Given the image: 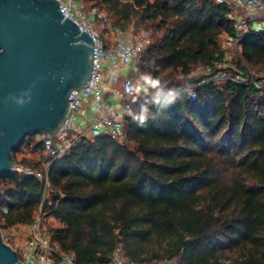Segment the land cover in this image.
Here are the masks:
<instances>
[{
	"label": "trees",
	"instance_id": "16d2710c",
	"mask_svg": "<svg viewBox=\"0 0 264 264\" xmlns=\"http://www.w3.org/2000/svg\"><path fill=\"white\" fill-rule=\"evenodd\" d=\"M93 2L115 27L154 39L143 63L161 81L221 61L222 39L235 35L228 7L213 0ZM241 58L264 70V32L247 35ZM170 91L175 99L137 102L134 115L147 107L149 119L140 126L129 118L126 143L84 141L52 164L63 197L45 204L42 225L58 223L50 243L76 264H111L118 249L129 263L264 264V91L208 85L196 100L184 85ZM24 148L46 154L27 138L17 164L41 170L51 161L19 160ZM0 190L1 230L33 225L42 184L12 172L0 177Z\"/></svg>",
	"mask_w": 264,
	"mask_h": 264
},
{
	"label": "built area",
	"instance_id": "2783aa9c",
	"mask_svg": "<svg viewBox=\"0 0 264 264\" xmlns=\"http://www.w3.org/2000/svg\"><path fill=\"white\" fill-rule=\"evenodd\" d=\"M57 1L64 17L77 24L80 32L88 33L95 42L91 46L93 69L89 87L72 92L68 121L60 128L59 134L36 137L37 141L43 143L51 161L41 170L20 164L13 169L14 172L36 178L43 186L40 213L30 226L26 242L22 247H12L18 252L22 264H76L73 254L52 247L49 237L42 232L45 204L52 206V196L63 197L52 186L50 168L84 141L106 136L120 144L126 143L128 120L134 115L138 101L165 96L174 85H184L190 100L197 99L198 88L208 85L233 83L264 91V77L248 68L241 58V43L247 35L250 32H264L260 27L264 25V0H213L228 7V19L234 26L235 35L225 37L221 45L223 59L208 66L194 67L189 74H179L173 79L161 81L162 93L142 79L145 75L155 78L143 63V55L153 44L150 36L145 32L136 33L134 26L127 29L115 27L107 14L93 6H86L85 0ZM193 78L198 79V84L189 85L188 81ZM126 88L131 91H126ZM137 88L141 90L137 92ZM111 264L166 263H129L122 249H118Z\"/></svg>",
	"mask_w": 264,
	"mask_h": 264
},
{
	"label": "water",
	"instance_id": "95a60500",
	"mask_svg": "<svg viewBox=\"0 0 264 264\" xmlns=\"http://www.w3.org/2000/svg\"><path fill=\"white\" fill-rule=\"evenodd\" d=\"M94 43L57 0H0V177L14 172L27 138L53 137L67 123L72 92L89 87ZM0 264H22L1 228Z\"/></svg>",
	"mask_w": 264,
	"mask_h": 264
},
{
	"label": "rangeland",
	"instance_id": "374dc122",
	"mask_svg": "<svg viewBox=\"0 0 264 264\" xmlns=\"http://www.w3.org/2000/svg\"><path fill=\"white\" fill-rule=\"evenodd\" d=\"M85 5L88 6V7L89 6H93L94 2H93V0H85ZM104 13L107 14L106 12H104ZM260 27H261V29H264V25H261ZM141 32H143V31H141ZM145 34L150 36L146 32H145ZM224 41H225V37L222 39L221 44H223ZM153 42H154V39H153ZM232 58H234V57H232ZM233 60L236 61V58H234ZM254 72H256V71H254ZM256 73L259 76H263L264 77V70L261 71V72H256ZM38 142H40V140H38ZM24 157L26 159H28V161H31L32 163H36L39 160L44 161V162L47 160V155L46 154L33 153L32 151H30V149H27V148L23 149V152H22V154H20L18 156V159L22 160ZM41 227H42V232L48 236V233H49L48 231L51 228L58 227V223L53 221L52 219H48L47 223L44 222V224ZM2 232H3L4 238H5V242L10 243V244L14 242V241L12 242V239L18 238L20 240L22 238V235H23V229H19V230L15 231V232H13L12 229L11 230H4ZM12 234H15L14 238L12 237ZM174 263L175 262H166V264H174Z\"/></svg>",
	"mask_w": 264,
	"mask_h": 264
},
{
	"label": "clouds",
	"instance_id": "9594fccd",
	"mask_svg": "<svg viewBox=\"0 0 264 264\" xmlns=\"http://www.w3.org/2000/svg\"><path fill=\"white\" fill-rule=\"evenodd\" d=\"M142 79L145 81L146 84H148L151 88L153 89H157L159 92L162 93V89L160 88V85H161V80L159 78H153L152 76L150 75H145L142 77ZM141 89L137 88L136 91L139 92ZM126 91H131V89H127L126 88ZM168 98H171V99H175V94L173 92H169L168 94ZM167 98V99H168ZM15 103L19 104V105H23L26 101H29L31 99L30 96H24V97H13ZM157 103H159V101H157ZM149 110L147 107H142L141 108V114L136 116V115H133L132 116V119L134 121H136L140 126H143L147 120L149 119Z\"/></svg>",
	"mask_w": 264,
	"mask_h": 264
},
{
	"label": "crops",
	"instance_id": "0c3cea01",
	"mask_svg": "<svg viewBox=\"0 0 264 264\" xmlns=\"http://www.w3.org/2000/svg\"><path fill=\"white\" fill-rule=\"evenodd\" d=\"M19 229H23L22 238L19 240L18 238H14L15 234H12V237L14 238V239H12V242L13 241L14 242L11 244L8 243L12 247H22L24 245V243L26 242V239L28 237L29 231H30V226H16L12 230H13V232H15Z\"/></svg>",
	"mask_w": 264,
	"mask_h": 264
}]
</instances>
